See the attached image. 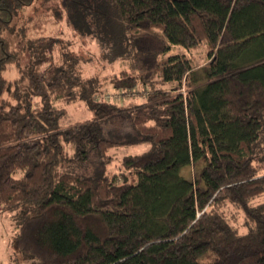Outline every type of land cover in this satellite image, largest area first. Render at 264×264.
I'll use <instances>...</instances> for the list:
<instances>
[{"label":"trees","instance_id":"16d2710c","mask_svg":"<svg viewBox=\"0 0 264 264\" xmlns=\"http://www.w3.org/2000/svg\"><path fill=\"white\" fill-rule=\"evenodd\" d=\"M63 26L107 63L126 62L108 93L141 100L119 105L76 54L61 46L56 57ZM202 44L199 69L169 54ZM76 102L91 119L62 128ZM126 123L130 142L150 148L106 172L108 149L124 141L104 125ZM89 159L93 174L66 170ZM263 194L264 0H0V213L12 220V264H264Z\"/></svg>","mask_w":264,"mask_h":264},{"label":"rangeland","instance_id":"374dc122","mask_svg":"<svg viewBox=\"0 0 264 264\" xmlns=\"http://www.w3.org/2000/svg\"><path fill=\"white\" fill-rule=\"evenodd\" d=\"M55 24H48L46 29L49 33H53L56 29ZM64 28L63 34L60 36L61 43L56 47L55 56L60 50V47H64L69 51L76 54L80 59V66L82 68V73L84 76H95L99 81L102 89H105V92L113 91L111 85L109 84V78L111 75L118 71L121 67H125L126 62H117V63H107V61L102 60L100 56V49L97 48L89 40H84L77 36L71 29ZM189 54L192 65L195 69H199L204 66L207 61V49L205 45H200L197 48H194L188 52L180 47H172L169 51V54ZM6 76L13 77L14 72L11 70V73L5 72ZM200 80V79H199ZM136 89V88H135ZM138 91L142 90V87L137 88ZM104 92V93H105ZM121 93L117 92L116 96ZM118 99L119 105H126L128 103H138L141 99L139 97L143 96L141 93L135 92V90H127L126 93L120 95ZM105 98V97H104ZM106 99V98H105ZM59 103H57L58 105ZM67 107V114L60 121L62 128H66L73 124L76 121L89 120L92 117V113L84 106L82 102H76L69 104ZM104 131L107 132V136L111 139L117 141H124V143L114 145L110 147L107 151V154L110 156L106 163V172H116L121 164V158L124 155H133L140 154L150 148V145L141 141L130 142L132 139H135V132H133L128 123L123 126L116 127L110 126L108 124L104 125ZM64 151L68 154L69 157L73 156V146L67 141H63ZM68 171L83 173V174H93L96 169L94 164L89 159L87 162L78 161L70 163V167L67 168ZM195 172V167H186L184 166L180 173L184 177H191ZM264 200V194L255 198L254 202H259ZM223 214L227 218L228 222L236 228L239 232L245 231L243 226L244 217L241 210L230 203L225 204L222 207ZM11 223L12 220L9 217L5 216V213H0V264H12L13 250L9 245V237L11 236ZM211 259L209 256H204L199 258V261L209 262Z\"/></svg>","mask_w":264,"mask_h":264},{"label":"built area","instance_id":"2783aa9c","mask_svg":"<svg viewBox=\"0 0 264 264\" xmlns=\"http://www.w3.org/2000/svg\"><path fill=\"white\" fill-rule=\"evenodd\" d=\"M116 94H117V93H115V94L112 95V94L106 92V93H105V96H106L107 98L110 97V96H114L115 98H117Z\"/></svg>","mask_w":264,"mask_h":264}]
</instances>
